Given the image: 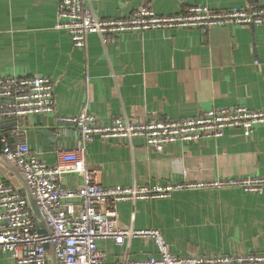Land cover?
Segmentation results:
<instances>
[{
    "label": "crops",
    "instance_id": "crops-1",
    "mask_svg": "<svg viewBox=\"0 0 264 264\" xmlns=\"http://www.w3.org/2000/svg\"><path fill=\"white\" fill-rule=\"evenodd\" d=\"M149 1L160 15L193 5L214 10L264 6V0ZM86 2L101 18H124L143 0ZM58 3L0 0V75L46 76L55 85L54 113L39 115L44 118L38 121V115L28 117L4 135L26 141L48 165L57 164V151L71 150L80 141L78 130L61 119L83 109L103 124L120 116L143 122L179 119L213 107L264 109V25L214 26L207 33L199 28L125 32L106 47L93 33L84 48H77L69 33L56 27ZM85 159L104 187L264 176V124L249 136L236 127L216 139L169 143L161 152L141 137L95 139ZM14 169L1 155L0 179L20 189ZM64 184L78 188L83 178L68 174ZM118 220L124 229L160 230L178 255L264 252V189L208 186L174 191L166 198L125 200L118 203ZM98 246L111 262L156 253L154 241L145 237L123 244L100 240ZM0 264L14 262L0 251Z\"/></svg>",
    "mask_w": 264,
    "mask_h": 264
},
{
    "label": "built area",
    "instance_id": "built-area-1",
    "mask_svg": "<svg viewBox=\"0 0 264 264\" xmlns=\"http://www.w3.org/2000/svg\"><path fill=\"white\" fill-rule=\"evenodd\" d=\"M233 25H264V6L214 10L193 5L178 14L160 15L149 0H143L127 17L101 18L86 0H59L56 27L69 33L75 47L84 48L88 35L93 33L99 35L106 47L125 32L199 28L207 33L214 26ZM54 112L55 85L49 77L0 75V123ZM61 120L73 125L81 139L75 148L57 151L56 165L41 160L26 141L13 142L10 136L2 137L3 159L22 175L44 217L41 227L20 189L0 179V251L8 253L14 264H50V256L59 264H264V252L178 255L171 251L160 230L124 229L118 220L121 201L166 198L174 191L208 186L239 185L247 191H258L264 189V176L210 183L104 187L97 180V171L89 168L85 159L87 145L95 139L130 141L141 137L147 146L161 152L169 143L216 139L236 127L249 136L257 125L264 124V109L213 107L194 116L152 122L120 116L110 124H103L83 109ZM68 174L82 176L83 184L67 187L64 177ZM134 237L153 240L156 253L146 259L131 260L126 256L111 262L98 246L100 240L113 239L123 244Z\"/></svg>",
    "mask_w": 264,
    "mask_h": 264
},
{
    "label": "water",
    "instance_id": "water-1",
    "mask_svg": "<svg viewBox=\"0 0 264 264\" xmlns=\"http://www.w3.org/2000/svg\"><path fill=\"white\" fill-rule=\"evenodd\" d=\"M41 117L44 118V116H39L38 115L36 120L38 121V119H40ZM20 125H21V123H20L19 119H12V120H6V121L1 122L0 156L2 155V137L4 135V131L7 130V129H10V128H18ZM50 134H53V133L51 132ZM15 169H14V171L19 176V178L21 179V183L23 184V187L20 188V191L28 199L31 208H32L36 218L38 219L39 226L43 227L44 226V217H43L41 211L39 210L38 206L36 205L34 197L32 196L31 191H30L28 185L26 184L24 178L19 173V171L17 169L15 170ZM41 232L45 233L46 230L45 229H41ZM47 247L49 248V246H47ZM49 259H50V264H51V262H53V256H50Z\"/></svg>",
    "mask_w": 264,
    "mask_h": 264
},
{
    "label": "rangeland",
    "instance_id": "rangeland-1",
    "mask_svg": "<svg viewBox=\"0 0 264 264\" xmlns=\"http://www.w3.org/2000/svg\"><path fill=\"white\" fill-rule=\"evenodd\" d=\"M28 119H29L28 117L20 118L19 121H20V123L22 124V122H24V121H26V120L28 121Z\"/></svg>",
    "mask_w": 264,
    "mask_h": 264
},
{
    "label": "trees",
    "instance_id": "trees-1",
    "mask_svg": "<svg viewBox=\"0 0 264 264\" xmlns=\"http://www.w3.org/2000/svg\"><path fill=\"white\" fill-rule=\"evenodd\" d=\"M12 130H14V129H12ZM10 140L12 141V139L10 138Z\"/></svg>",
    "mask_w": 264,
    "mask_h": 264
}]
</instances>
